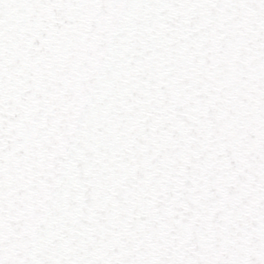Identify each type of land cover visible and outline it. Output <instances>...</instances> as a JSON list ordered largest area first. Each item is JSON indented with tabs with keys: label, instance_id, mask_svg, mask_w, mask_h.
<instances>
[{
	"label": "snow or ice",
	"instance_id": "1",
	"mask_svg": "<svg viewBox=\"0 0 264 264\" xmlns=\"http://www.w3.org/2000/svg\"><path fill=\"white\" fill-rule=\"evenodd\" d=\"M0 264H264V0H0Z\"/></svg>",
	"mask_w": 264,
	"mask_h": 264
}]
</instances>
